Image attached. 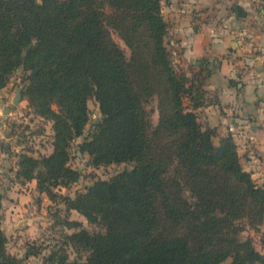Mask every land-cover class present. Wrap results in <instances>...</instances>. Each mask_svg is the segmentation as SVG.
Returning <instances> with one entry per match:
<instances>
[{"label": "trees", "instance_id": "trees-1", "mask_svg": "<svg viewBox=\"0 0 264 264\" xmlns=\"http://www.w3.org/2000/svg\"><path fill=\"white\" fill-rule=\"evenodd\" d=\"M167 28L160 0H0V88L22 69L23 96L54 132L50 155L20 156L17 179L36 180L54 199L53 189L80 178L69 147L93 99L100 118L79 150L96 167H133L63 197L102 229L68 236L86 250V264H264L243 238L245 227L264 225V187L242 168L231 136L215 145L202 129L194 110L206 103L173 67ZM154 98L152 126L145 106ZM6 243L0 228V264H15Z\"/></svg>", "mask_w": 264, "mask_h": 264}, {"label": "rangeland", "instance_id": "rangeland-1", "mask_svg": "<svg viewBox=\"0 0 264 264\" xmlns=\"http://www.w3.org/2000/svg\"><path fill=\"white\" fill-rule=\"evenodd\" d=\"M160 1L162 15L168 26L165 45L171 54L173 67L179 74H183L187 78V85L193 86L197 93L203 96V104H206L194 112L202 129L213 131L212 142L218 145L223 138L231 135H226L227 129L217 120L216 114H208L206 111L218 105L214 75L217 73L221 61L216 59V62L209 63L205 57L198 60L190 57L186 45L179 40L180 35L174 31L170 19V13H173L171 8L178 9L180 1ZM214 1L213 6L221 4L223 9L226 6L229 10L228 15L234 9L237 15H240L235 19L236 26L238 29L248 31V36L244 34L235 37L236 42L243 43V47H230L228 52L224 56L222 55V58L227 55V59L233 62L232 66L236 64L239 69L243 66L249 67L241 63L244 58L254 59L258 55L264 56V35L262 34V49H260L261 35L259 32H254L255 27H261L262 32L264 31V12L262 11L264 0H249L247 1L250 2L249 5H246L245 1L239 3L240 1L237 2V0L234 2ZM237 4H245L246 7L241 6V9L238 10ZM202 8L206 11L209 9V5ZM178 19L181 20V18ZM204 20H208V18ZM226 21L227 19L220 18L215 22V25L224 26L223 23ZM228 22L230 21L228 20ZM207 23L211 25V23ZM111 35L128 56V50L123 42L115 33ZM252 40H254L253 45L250 44ZM24 79L25 72L22 69H17L8 78L5 87L0 88V228L7 239L6 251L15 258V264H86V250L81 245L69 240L68 236L81 228L91 233L102 229L98 225L88 223L78 212L68 210L63 197L73 198L77 193L86 191L96 181H107L119 173L131 170L133 163L96 167L91 164L90 157L79 150V145L88 138L93 122L100 118L97 103L95 100L89 99L87 102L89 123L84 129L83 135L73 139L69 147L68 165L81 174L80 178L67 186L53 189L56 195L54 199L38 190L36 180H18L16 173L20 156L22 154L34 158L48 156L53 151L54 140L52 121L35 114L23 96ZM16 90L20 91L21 100L5 117L3 108H11ZM194 94L196 95V91ZM183 106L187 110L192 109V102L188 96L183 98ZM145 109L152 126H155L158 120L156 99L150 100ZM231 138L236 144L234 138L232 136ZM236 146L237 152L242 153L241 157L239 156L242 168L251 174L257 186L264 187L262 151L257 147H243L242 149L241 144H236ZM68 221L78 222V228L69 227L66 224ZM245 228L243 238H249L254 248L263 253L264 225L259 226L257 230ZM229 261L222 264H228Z\"/></svg>", "mask_w": 264, "mask_h": 264}, {"label": "crops", "instance_id": "crops-1", "mask_svg": "<svg viewBox=\"0 0 264 264\" xmlns=\"http://www.w3.org/2000/svg\"><path fill=\"white\" fill-rule=\"evenodd\" d=\"M178 9L171 8L170 19L174 31L180 35L179 40L186 45L188 54L193 59L207 58L209 63L220 60V67L214 75L218 105L209 108L208 114H216V118L227 129L226 135H231L236 144L243 147H257L264 157V56L254 59L244 58L241 63L249 67L239 69L236 64L224 56L229 48L243 47V43L235 40L236 36L247 35L246 29L236 26L237 12L227 10L226 6H213L214 0H179ZM234 2V0H228ZM245 1L249 5V0ZM262 3V2H260ZM211 4V6H210ZM263 4V3H262ZM209 5L205 11L202 7ZM238 10L245 4H237ZM234 6V7H236ZM246 7V6H245ZM203 9V10H202ZM264 12V9L262 10ZM225 13H227L225 15ZM178 18H181L179 21ZM208 20H204V19ZM220 18L227 21L224 26L215 25ZM207 22L211 23L209 25ZM260 33V49H262L261 27H255L254 32ZM175 32V33H176ZM244 39V38H241ZM254 40L250 42L253 45ZM245 45V44H244ZM246 46V45H245ZM226 58V59H225ZM240 63V62H238ZM259 66V69H257ZM263 68V71H262ZM239 73V74H238ZM214 121L213 118H211ZM241 149V150H242ZM241 157L242 153H238ZM245 169L246 166L244 165Z\"/></svg>", "mask_w": 264, "mask_h": 264}, {"label": "water", "instance_id": "water-1", "mask_svg": "<svg viewBox=\"0 0 264 264\" xmlns=\"http://www.w3.org/2000/svg\"><path fill=\"white\" fill-rule=\"evenodd\" d=\"M20 100H21L20 91L19 90H16L15 96L12 99V106H11V108H6V107L3 108V114H4L5 117H7V114L11 110H13L15 108V106L20 102Z\"/></svg>", "mask_w": 264, "mask_h": 264}]
</instances>
